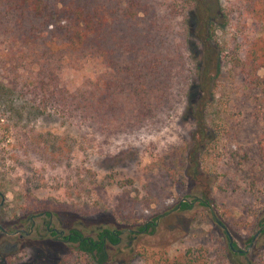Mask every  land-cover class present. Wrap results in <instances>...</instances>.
Masks as SVG:
<instances>
[{"label":"rangeland","instance_id":"rangeland-1","mask_svg":"<svg viewBox=\"0 0 264 264\" xmlns=\"http://www.w3.org/2000/svg\"><path fill=\"white\" fill-rule=\"evenodd\" d=\"M195 1L200 6L188 20L189 45L205 52L202 77L207 95L200 98V86L191 81L160 151L138 142L134 156L113 160L100 152L96 141L88 140L83 128L59 113L47 109L32 114L26 108L15 113L9 110V99L13 108L28 104L15 91L0 99L4 194L0 212L5 223L16 226L19 218L47 209L54 213L55 223L60 220L64 233L78 227L82 235L95 238L97 226L101 230L139 229L149 220L144 232H124L118 246H105L108 259L103 264L163 263L188 247L203 248L209 264H264V234L248 260H236L226 252L224 231L211 216L213 212L241 248L242 237L248 238L258 218L264 217V174L256 197L223 188L229 177L225 143L251 149L255 142L258 122L251 111L250 94L256 90L244 84L234 61L242 57L247 40L261 30L249 22L243 26L225 22L221 9L228 0ZM206 20H212L209 27ZM98 70L91 62L83 69ZM79 76L75 72L74 81ZM236 131L243 139L236 137ZM33 136H38L40 147L48 144L50 151L57 143L55 149L60 152H53L60 156L48 162L29 152L27 141L33 142L29 140ZM45 138L49 139L46 143ZM191 195L201 201L174 208L181 197L190 199ZM171 208L151 225L158 214ZM74 249V242L39 239L36 234L19 241L16 235L0 237L2 264H81Z\"/></svg>","mask_w":264,"mask_h":264},{"label":"trees","instance_id":"trees-1","mask_svg":"<svg viewBox=\"0 0 264 264\" xmlns=\"http://www.w3.org/2000/svg\"><path fill=\"white\" fill-rule=\"evenodd\" d=\"M197 5L195 0H0V99L15 91L28 104L13 108L9 99V110L59 113L113 160L134 156L138 142L160 151L191 81L200 86V98L207 95L205 52L189 45L188 20ZM221 14L225 22H249L261 30L234 61L244 84L256 90L250 94L258 122L255 142L251 149L224 145L229 177L223 188L256 197L264 174V0H228ZM211 24L206 20L207 27ZM87 62L99 70L84 72ZM36 137L27 141L29 152L48 162L60 156L57 143L50 141V151ZM91 243L78 242L79 262L106 263L105 250ZM153 264L209 263L203 248L188 247Z\"/></svg>","mask_w":264,"mask_h":264},{"label":"flooded vegetation","instance_id":"flooded-vegetation-1","mask_svg":"<svg viewBox=\"0 0 264 264\" xmlns=\"http://www.w3.org/2000/svg\"><path fill=\"white\" fill-rule=\"evenodd\" d=\"M3 201H4V194L0 190V209L2 208ZM200 201H201V197L192 196L190 199L188 198V202H185V201H180V202H185L189 204V206L191 207L194 203L200 202ZM178 206L176 208H178ZM53 215L54 213L52 211L43 209L35 213H29L26 216L19 218L17 220L18 224L14 226L9 223H5V221L3 220L2 214L0 212V237L3 236V234L16 235L17 241H19L21 238H26L33 234H36V236L39 239H44V238L49 237V238H52L54 240H58L64 243L74 242L75 247L77 246L79 241L86 240L89 243L93 242L96 244H100L102 248L105 250L106 249L105 246L107 245H110L113 248L118 246L122 242V234L124 232H127V233L134 232L138 234L144 232L147 227V222H150L148 220L145 226L141 225V228L139 229L138 228L136 229H130V228L129 229L128 228L110 229L109 231L110 233H112L113 237L117 238L116 241H113L112 239L109 238L108 233L106 232V230L108 229L101 230L99 226L96 227L95 238H92L88 235H82L78 227L70 228L66 233H64V229L60 226V220L57 218L58 220L55 223L56 218L53 221ZM153 224H154V221L153 223H151V225ZM256 224H257L256 230L248 238L242 237V244L244 245L243 248L239 247L238 245L234 243L232 236H231L232 241H231V244L229 245L227 242L228 240L227 236L224 232L226 236L225 248H226V252L228 253V255L234 256L236 260H239L240 257H243V259L248 260L247 259L248 254H250V252L252 251V248L255 246L258 238H260L264 234V217H259L258 220L256 221ZM254 233H256V235L251 241ZM130 241L131 240L129 238L126 244H129ZM107 259H108V255H107Z\"/></svg>","mask_w":264,"mask_h":264},{"label":"water","instance_id":"water-1","mask_svg":"<svg viewBox=\"0 0 264 264\" xmlns=\"http://www.w3.org/2000/svg\"><path fill=\"white\" fill-rule=\"evenodd\" d=\"M180 201L188 202V198H186V197H181V198L178 200V202L176 203V205L174 206V208H176V207L178 206V204H179ZM172 210H173V208L167 210V211L164 212V213H160V214H158L157 217L154 219V224L157 222L158 217H160V216H162V215H165V214L171 212ZM211 216H212V219L214 220V222H215L220 228H222L223 231L225 232V234H226V236H227V239H228L227 242H228V244L230 245V244H231V241H232V238H231V235H230V233L228 232L227 228H226L225 225H224V224H223V223H222V222H221V221H220V220L214 215L213 212H211ZM145 224H146V222L143 223L142 225L145 226ZM20 231H22V230H20ZM135 231H136V230H135ZM14 232H16V231H14ZM255 235H256V233L253 234L251 241L253 240V238L255 237Z\"/></svg>","mask_w":264,"mask_h":264}]
</instances>
